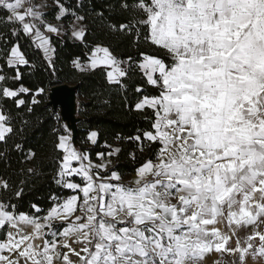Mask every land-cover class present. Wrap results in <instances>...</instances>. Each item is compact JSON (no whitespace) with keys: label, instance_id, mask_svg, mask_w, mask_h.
Masks as SVG:
<instances>
[{"label":"snow or ice","instance_id":"obj_1","mask_svg":"<svg viewBox=\"0 0 264 264\" xmlns=\"http://www.w3.org/2000/svg\"><path fill=\"white\" fill-rule=\"evenodd\" d=\"M88 8L0 0V264H264V0L109 4L119 19L103 26L134 51L96 44L87 64L72 63L131 86L128 109L146 127L93 155L98 131L77 147L62 125L49 156L26 146L8 105L41 103L46 90L24 86L23 69L35 68L27 49L55 73L53 39L86 43L89 16L105 20ZM124 155L136 165L127 181ZM49 160L69 194L20 210L28 177Z\"/></svg>","mask_w":264,"mask_h":264},{"label":"trees","instance_id":"obj_2","mask_svg":"<svg viewBox=\"0 0 264 264\" xmlns=\"http://www.w3.org/2000/svg\"><path fill=\"white\" fill-rule=\"evenodd\" d=\"M85 4L89 6V12L93 7L96 11L105 10V20L100 21L95 16H89V19L95 22L90 25V34L86 43H80L69 36L53 39L56 48L55 73L48 70L42 54L38 51L34 52L29 47L27 51L35 68L23 69L25 71L24 86L31 88L33 92L40 87L46 91L42 96L36 97L41 103L33 105L31 113L24 109L18 110L11 104L8 105L16 117L14 124L23 128V139L27 141L26 146L49 156L53 155L51 145L54 135L52 130L66 125L62 120L60 111L53 109L48 99L51 87L59 83L66 82L79 85L77 113L81 119L78 122L77 147L82 146L87 134L94 129L100 133V137L97 146H90L93 155L97 151L105 150L102 147L105 141L109 144L114 143L116 134L134 135L138 127H146L141 118L128 109L127 105L131 103L133 98L131 86L125 92L117 86L109 84L106 75L100 69L95 72L81 73L72 63L76 58L86 61L96 44L110 47L114 55L120 58H126L128 52L134 51L126 43L114 39L103 26L105 22L116 23L119 19V13L108 8L109 4H115V0H85ZM22 43H27V41H22ZM139 75L138 73L134 78L137 82H139ZM24 99L30 101L31 94L25 96ZM22 121H27V125L22 124ZM121 147L125 149V153L134 150L133 146L128 144H123ZM14 167L17 165L14 164ZM135 167L136 165L129 161L126 155L121 157V169L127 173L126 176L133 174ZM54 170L55 166L49 160L45 162L39 176L28 177L25 192L20 202V210H28L32 203L47 208L51 203L50 195L65 196L69 194V190H61L54 183L52 178ZM21 178L16 177L15 179L18 182Z\"/></svg>","mask_w":264,"mask_h":264},{"label":"water","instance_id":"obj_3","mask_svg":"<svg viewBox=\"0 0 264 264\" xmlns=\"http://www.w3.org/2000/svg\"><path fill=\"white\" fill-rule=\"evenodd\" d=\"M78 84L59 83L51 87L48 93L49 104L55 110H59L62 115V120L70 130L73 142L76 144L78 135V122L80 116L78 115Z\"/></svg>","mask_w":264,"mask_h":264},{"label":"crops","instance_id":"obj_4","mask_svg":"<svg viewBox=\"0 0 264 264\" xmlns=\"http://www.w3.org/2000/svg\"><path fill=\"white\" fill-rule=\"evenodd\" d=\"M92 131H97V130H96V129H94V130H92ZM132 175H134V173H133V174H131V175H128V176H126V177H125V180L127 181L128 179H131ZM207 264H212V260H211V259H209V260L207 261Z\"/></svg>","mask_w":264,"mask_h":264},{"label":"rangeland","instance_id":"obj_5","mask_svg":"<svg viewBox=\"0 0 264 264\" xmlns=\"http://www.w3.org/2000/svg\"><path fill=\"white\" fill-rule=\"evenodd\" d=\"M101 45H102V44H101ZM102 46H104V45H102ZM91 54H92V53H91ZM91 54L89 55V57L91 56ZM98 55H102V53H100V54H98ZM79 61H80L82 64H87L88 61H89V58H88L86 61H81L80 59H79ZM108 70L111 71L112 69L109 68Z\"/></svg>","mask_w":264,"mask_h":264}]
</instances>
